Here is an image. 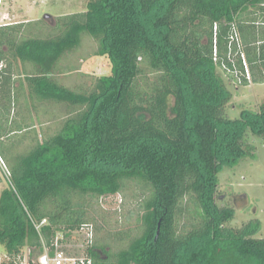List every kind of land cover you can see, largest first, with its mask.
Segmentation results:
<instances>
[{"label": "trees", "instance_id": "obj_1", "mask_svg": "<svg viewBox=\"0 0 264 264\" xmlns=\"http://www.w3.org/2000/svg\"><path fill=\"white\" fill-rule=\"evenodd\" d=\"M27 26H0V153L10 173L0 193L6 253L15 258L39 248L41 237L48 243L55 232L84 224L97 230L87 199L122 194L136 183L145 190L139 233L95 238L87 250L94 262L264 264L260 221L233 227L235 209L215 202L221 171L255 156L251 136L264 144V103L230 119L231 95L218 74L244 87L264 81V0H89L85 12L58 17L48 31ZM82 34L98 42L95 55L111 66L88 91L55 78ZM17 61L22 74L13 69ZM23 81L38 120L37 106L64 116L51 135L20 151L10 136L32 119L8 124V115L12 105L29 114ZM43 220L39 234L34 223Z\"/></svg>", "mask_w": 264, "mask_h": 264}, {"label": "rangeland", "instance_id": "obj_2", "mask_svg": "<svg viewBox=\"0 0 264 264\" xmlns=\"http://www.w3.org/2000/svg\"><path fill=\"white\" fill-rule=\"evenodd\" d=\"M88 1L0 0V26L24 23L28 25L26 27L28 30L39 31V27L46 24L42 28L48 31V28L55 26L58 17L85 12ZM246 29L248 33L250 27ZM30 36L23 33L22 37ZM235 37H237L236 34ZM97 48V41L91 39L87 34H82L80 46L59 61L55 78L74 90L88 91L91 89L95 81L100 77L108 76L111 69L108 57L95 55ZM13 69L16 70V74L23 73V66L18 61L15 62ZM218 74L231 95V99L225 108V114L230 119L238 118L243 110L255 112L264 103V81L244 87L230 82L220 70H218ZM18 86L19 82L15 81L14 87L18 88ZM23 87L29 114L21 113L17 105H12L8 115V124L12 123L14 119L19 120L21 117L28 118L30 116L32 119L31 124L29 123L30 127L10 136L12 140L17 142V150L20 151L36 142H42L48 134L51 135L55 131L58 119L64 116L62 109H54L50 106L47 107V112H45L44 107L37 106L35 108L39 111L38 120L33 103L28 97V88L24 81ZM53 112L56 116L52 118L50 116ZM7 140L6 138L4 141L8 143ZM250 142L255 146V156L243 159L232 169L225 167L221 171L218 175L219 182L216 187L215 202L218 206L229 205L235 209V217L230 223L233 227H239L242 223L253 218L258 219L261 223V229L256 237L264 238V144L252 136ZM3 162L6 169H8L4 158ZM8 183L6 173L0 167V193L8 187ZM143 191L145 190H142L139 184L129 183L122 194L106 196L98 200L87 199L91 204L90 209H93L96 214L97 230L93 225V242L95 238L102 236L105 232L116 233L121 231L128 233L130 236L139 233L141 227L140 216L142 214L140 197H142ZM144 196H146L145 193ZM64 233L68 234V237L65 236L66 245H68L71 252L76 254L85 252V242L82 234H79L77 230L65 231ZM111 245L113 251H116L119 246L113 242ZM30 249L32 250V248H24L22 252L27 254ZM6 255L4 246L0 244V256ZM35 255L36 250L33 249L30 258Z\"/></svg>", "mask_w": 264, "mask_h": 264}, {"label": "built area", "instance_id": "obj_3", "mask_svg": "<svg viewBox=\"0 0 264 264\" xmlns=\"http://www.w3.org/2000/svg\"><path fill=\"white\" fill-rule=\"evenodd\" d=\"M246 77L249 79L248 72L246 70ZM0 167L5 171L7 178L9 179L10 173L6 169L2 155L0 154ZM48 222L43 220L39 223H34L36 231L41 234V228L47 225ZM77 232L83 235L85 242V252L76 254L71 252L66 245V237L63 231H57L51 236L50 241L47 243L46 240L41 237V245L39 248H32L36 250V255L30 258L32 250L25 253H21L17 257L10 255L0 256V264H105L96 263L87 254V250L93 245V226L91 224L82 225Z\"/></svg>", "mask_w": 264, "mask_h": 264}, {"label": "water", "instance_id": "obj_4", "mask_svg": "<svg viewBox=\"0 0 264 264\" xmlns=\"http://www.w3.org/2000/svg\"><path fill=\"white\" fill-rule=\"evenodd\" d=\"M157 234H158V230H157Z\"/></svg>", "mask_w": 264, "mask_h": 264}]
</instances>
